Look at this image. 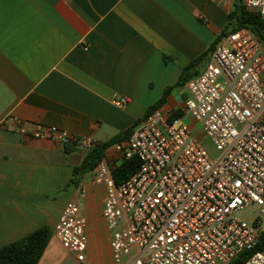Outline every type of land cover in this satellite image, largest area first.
Masks as SVG:
<instances>
[{
	"label": "crops",
	"instance_id": "1",
	"mask_svg": "<svg viewBox=\"0 0 264 264\" xmlns=\"http://www.w3.org/2000/svg\"><path fill=\"white\" fill-rule=\"evenodd\" d=\"M233 4L0 0V247L48 226L52 237L38 264H115L105 186L93 182V171L78 186L70 183L89 150L21 135L13 119L98 144L135 129L160 103L165 112L181 111L201 141L199 124L185 112L186 83L203 70ZM184 71L187 80L179 83ZM121 98L126 103L116 105ZM128 140L107 148L112 168L123 160L117 146ZM79 195L88 237L81 262L54 235L63 209Z\"/></svg>",
	"mask_w": 264,
	"mask_h": 264
},
{
	"label": "built area",
	"instance_id": "2",
	"mask_svg": "<svg viewBox=\"0 0 264 264\" xmlns=\"http://www.w3.org/2000/svg\"><path fill=\"white\" fill-rule=\"evenodd\" d=\"M264 18V0H244ZM185 112L213 145V157L181 118L160 108L133 130L123 159L140 161L137 172L117 184L104 158L93 182L106 188L103 217L115 264H264L254 251L264 230V46L248 29L226 35L201 73L186 83ZM123 106L125 98L117 99ZM16 130L32 139L75 141L90 150V136L74 138L55 126ZM9 123V119L3 121ZM69 201L54 226L62 247L84 261L88 237L79 199ZM257 210L252 223L245 216Z\"/></svg>",
	"mask_w": 264,
	"mask_h": 264
},
{
	"label": "trees",
	"instance_id": "3",
	"mask_svg": "<svg viewBox=\"0 0 264 264\" xmlns=\"http://www.w3.org/2000/svg\"><path fill=\"white\" fill-rule=\"evenodd\" d=\"M244 28L250 30L264 46V18L257 12L247 10L244 5V0H234L233 9L228 15V23L217 36L208 53L213 51L226 35ZM206 55L207 53L204 54L203 57ZM187 70L188 69L185 71ZM185 71L182 73L179 83L187 80ZM159 104L160 103L153 106L149 112L156 109ZM180 116L181 111H177L172 114V119H178ZM133 130L134 127L119 133L107 142L98 143L91 148L87 152L82 163L74 168L70 183L74 186H78L82 177L92 172L104 159L107 148L130 138ZM139 167L140 161L137 156L131 159H123L122 162L112 170L115 182L117 184L124 182L134 175ZM51 237L52 232L50 228L48 226H42L23 238L0 247V264H38ZM257 250L264 251V230L262 231L260 242L254 251ZM250 255L251 252H242L231 264H242Z\"/></svg>",
	"mask_w": 264,
	"mask_h": 264
},
{
	"label": "rangeland",
	"instance_id": "4",
	"mask_svg": "<svg viewBox=\"0 0 264 264\" xmlns=\"http://www.w3.org/2000/svg\"><path fill=\"white\" fill-rule=\"evenodd\" d=\"M201 143L205 147V149L209 152V154L211 156H213V157L217 156V152L215 151L213 145L211 144V142L207 138L202 136ZM258 214H259V212L257 210H252L246 214L245 218H246L248 223H252Z\"/></svg>",
	"mask_w": 264,
	"mask_h": 264
}]
</instances>
